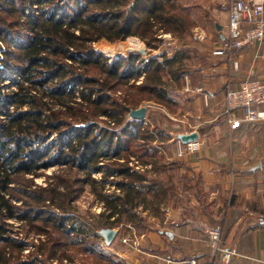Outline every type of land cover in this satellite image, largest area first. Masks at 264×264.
Returning <instances> with one entry per match:
<instances>
[{
	"label": "trees",
	"instance_id": "1",
	"mask_svg": "<svg viewBox=\"0 0 264 264\" xmlns=\"http://www.w3.org/2000/svg\"><path fill=\"white\" fill-rule=\"evenodd\" d=\"M177 9L176 0H0V264L61 260L68 245L55 233L74 234L71 245L94 249L100 236L87 242V231L69 214L84 183L100 185L93 191L107 223L98 229L132 220L136 205L149 198H167L170 186L133 166L159 167L163 156L153 143L167 131L159 125L150 131L127 115L142 101L170 103L168 84L181 80L183 59H150L143 81L129 84L140 70L138 58L109 63L93 43L130 36L155 41L161 30L185 34L186 17ZM123 86L129 91L122 96ZM101 117L105 126L97 123ZM51 166L58 169L47 185H36L34 178ZM94 172L102 174L99 181ZM11 219L37 234L51 232L38 255L22 259L25 244L6 229L4 220Z\"/></svg>",
	"mask_w": 264,
	"mask_h": 264
},
{
	"label": "crops",
	"instance_id": "2",
	"mask_svg": "<svg viewBox=\"0 0 264 264\" xmlns=\"http://www.w3.org/2000/svg\"><path fill=\"white\" fill-rule=\"evenodd\" d=\"M226 16L228 21V11ZM216 27L217 40L206 42L211 44L204 52L207 59L183 79L190 109L186 118L196 124L182 135L197 136L196 150L178 159L189 173L190 188L179 192L171 182L166 199L151 201L154 207L140 203L133 210L135 218L109 226L116 235L108 246L107 264H211V226H220L223 245L236 251L229 264H257L264 251V120L231 125L223 114L228 88L238 89L247 78L264 79V40L231 59L217 57L212 50L226 30L221 22ZM259 109L264 111V105ZM242 115L237 110L231 116Z\"/></svg>",
	"mask_w": 264,
	"mask_h": 264
},
{
	"label": "rangeland",
	"instance_id": "3",
	"mask_svg": "<svg viewBox=\"0 0 264 264\" xmlns=\"http://www.w3.org/2000/svg\"><path fill=\"white\" fill-rule=\"evenodd\" d=\"M223 2L224 1L222 0H176V4L178 6L177 11H180L183 15H185L187 23L186 28H188L186 33L182 35L178 32H162L161 30L157 33H161V35L157 36L158 39L156 38L157 40L155 41L152 37H147L145 39L140 36H130L122 41L110 42L106 39H100L99 41L93 43L95 50L98 51L104 58L108 59L109 63L118 59H128L132 56L138 58L137 64L140 65V70L138 69L135 71L132 75L135 79L131 77L132 80L130 79L129 84H132L133 82L140 84L143 81L145 67L150 59H156L161 62L166 59V57L172 58L176 54L180 55V58L183 59L182 63H184L185 72L182 74V79L180 81L171 79L168 84L169 97L172 101L166 104H158L152 101H142L139 106V108H147L146 117L143 119L145 122L144 126L146 128L151 131L156 128V125H159V127L162 129L164 128L167 131V135L157 136L156 141L153 143L155 147H159L160 154L163 156L158 160L160 169L152 164L147 166H142L137 162L133 164L136 168L139 166V168H137L138 171L146 173L150 180H161L167 186H170L172 182L173 185H176L177 191H182L183 193L185 190H189L190 188L189 173L185 166L181 164L183 163L181 162L182 160L178 161V159L182 158V154H189L194 151L184 153L179 152L178 141L181 139L182 134L191 130L192 126L196 124V122L189 121L188 118H186V112L190 109L189 106H187L188 104L186 103V98L183 95V79L188 73L191 74V71L196 69L198 64L203 62L204 58L207 59L204 52L206 51V47L211 44L207 45L206 42L208 41L211 43L218 38L219 33L216 23L221 22V24L226 27V11H228V8L225 4H223ZM220 16L221 18L219 19L218 17ZM168 34L171 35V38L166 36ZM2 50L5 51L6 47L2 46ZM2 58L3 53L0 51V61ZM175 66H177V64ZM136 75L138 76L137 78L135 77ZM165 79L168 80L169 76H165ZM125 91H129L128 86H123L121 89L120 92L122 93V96L125 94ZM133 91H135V89H133ZM4 92H7V90L5 89ZM135 93L137 98L145 99L147 97V94ZM118 94L120 93L118 92ZM104 119L106 118L101 117V119H98V125L105 126L106 124ZM127 119H132L130 113L127 115ZM182 167H184V169ZM57 169L58 168L56 166H51L40 172V174L34 178L35 184L41 186L47 185L48 177L52 176ZM92 177L99 181L102 174L94 172ZM25 178L29 180L32 176H27ZM55 180L56 179H53L52 181L54 182ZM11 186H13V184ZM82 188L83 189L77 200L74 201L69 214L74 217V223L76 225L82 226L87 231V242L91 243L96 241V239H94L95 237H93L95 233L100 236L98 242L96 243L97 246L93 249L90 245H71V241H77L78 238L76 235L69 234L70 236H64L60 234L59 236L58 233L52 234L54 235V238L60 239L68 246L64 249L67 251V255L59 261L58 259L56 261H52L51 264L108 263L106 255L109 254V245H107L101 230L109 227L98 229L99 225L101 226L107 223V220L99 217L100 212L103 211V205L98 194L93 191V188L99 190L100 185L95 184L94 187H91L89 184L84 183ZM110 190L112 191L113 189L111 188ZM6 196L8 197V195ZM149 200L150 201H148V203L143 204H148L149 207H154L152 206L154 204V202H151L152 199L149 198ZM14 202L17 205L21 204V201ZM135 220H137V218ZM4 221L7 224L6 229H8L9 237L19 238L25 244V248L22 252V259L27 258L30 254L38 255V253L41 252V246L47 242L51 233L37 234L35 230H30L29 226L26 227L25 223H21L18 220L11 219L9 221ZM153 222L154 220H151V225ZM215 227L219 226H211L208 231ZM48 229L51 231L50 228ZM87 249H91L92 252ZM25 250H28L29 252H26ZM257 259H255V261L257 264H260Z\"/></svg>",
	"mask_w": 264,
	"mask_h": 264
},
{
	"label": "built area",
	"instance_id": "4",
	"mask_svg": "<svg viewBox=\"0 0 264 264\" xmlns=\"http://www.w3.org/2000/svg\"><path fill=\"white\" fill-rule=\"evenodd\" d=\"M226 3L228 21L225 37L221 44L212 50V55L231 59L236 52L247 45L264 40V0H226ZM166 36L171 38L169 34ZM233 65L238 68V62L234 61ZM262 105H264V79L247 78L240 82L238 89H227L223 114L231 125L238 122H257L264 120V111L259 109ZM237 110H242L243 115L240 118H233L231 115ZM178 144L181 153L195 151L197 148L195 141L185 143L179 139ZM208 239L210 253L215 258L211 264H229L230 257L235 255L236 251L223 245L222 228L219 226L210 229ZM123 243L130 245L131 241L123 239ZM257 261L264 264V252ZM189 264L196 262L192 260Z\"/></svg>",
	"mask_w": 264,
	"mask_h": 264
},
{
	"label": "water",
	"instance_id": "5",
	"mask_svg": "<svg viewBox=\"0 0 264 264\" xmlns=\"http://www.w3.org/2000/svg\"><path fill=\"white\" fill-rule=\"evenodd\" d=\"M146 114H147V108L146 107H141L139 109H134L130 112V116L132 119H137V120H143L145 119L146 117ZM197 136L194 134V135H191V136H182L181 135V139L183 142L185 143H188V142H192V141H195V138ZM105 240H106V243L109 245L114 236H115V231L111 228H107V229H103L101 230Z\"/></svg>",
	"mask_w": 264,
	"mask_h": 264
},
{
	"label": "bare ground",
	"instance_id": "6",
	"mask_svg": "<svg viewBox=\"0 0 264 264\" xmlns=\"http://www.w3.org/2000/svg\"><path fill=\"white\" fill-rule=\"evenodd\" d=\"M136 49V48H135Z\"/></svg>",
	"mask_w": 264,
	"mask_h": 264
}]
</instances>
